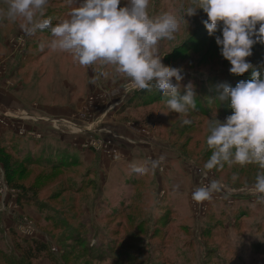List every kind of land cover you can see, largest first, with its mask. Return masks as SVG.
Segmentation results:
<instances>
[{"label": "rangeland", "instance_id": "1", "mask_svg": "<svg viewBox=\"0 0 264 264\" xmlns=\"http://www.w3.org/2000/svg\"><path fill=\"white\" fill-rule=\"evenodd\" d=\"M79 2L48 0L45 16L55 24ZM187 4L150 0L149 11L177 13ZM6 7L0 0V13ZM186 19L189 32L181 25L174 40L160 41L163 63L183 68L181 94L189 82L196 93V109L183 117L161 112L164 97L125 91L127 78L114 65H80L70 51L49 46L47 29L27 34L22 18L0 14V147L13 161L19 151L42 158L64 142L85 152L82 164L30 168L23 179H10L0 156V264H28L22 248L34 239L53 257L31 264H264V204L250 191L258 166L225 163L202 174L211 155L207 122L232 112L215 98L217 85L235 86L250 71H228L202 9ZM246 59L264 68V45ZM161 157L155 170L131 173L132 163ZM213 179L220 190L193 201L194 187Z\"/></svg>", "mask_w": 264, "mask_h": 264}, {"label": "clouds", "instance_id": "2", "mask_svg": "<svg viewBox=\"0 0 264 264\" xmlns=\"http://www.w3.org/2000/svg\"><path fill=\"white\" fill-rule=\"evenodd\" d=\"M47 4L48 0H7L0 14L13 21L22 18L20 27L27 34L47 29L52 37L49 46L70 51L80 65L96 61L114 65L115 72L127 78L125 91L154 87L166 98L168 111L161 112L183 117L196 109V93L189 82L183 85L181 94L183 68L163 63L168 51L160 52V41L174 40L181 25L188 31L186 17L202 9L207 15L202 23L214 36L220 55L230 63L228 71L236 75L250 71L251 77L235 86L226 82L217 85L215 98L227 100L232 112L223 120L215 115L207 122L206 145L211 155L202 166V174L207 177L208 170L222 168L225 163L255 164L258 169L250 191L264 204V68L257 69L246 59L255 44L264 45V0H188L177 13L165 11L159 15L150 14V0H124L123 6L121 0H80L67 18L55 24L45 16ZM181 123L191 121L184 118ZM162 159L142 165L132 163L131 173L144 175L155 170ZM231 179L235 181L237 175L234 173ZM221 186L218 180H209L194 187L191 199L208 200Z\"/></svg>", "mask_w": 264, "mask_h": 264}, {"label": "trees", "instance_id": "3", "mask_svg": "<svg viewBox=\"0 0 264 264\" xmlns=\"http://www.w3.org/2000/svg\"><path fill=\"white\" fill-rule=\"evenodd\" d=\"M145 94L149 95L152 98L154 97L162 98V96L156 92L154 87L151 90H147V89L141 90V95H145ZM140 97H145V96H140ZM21 153H22L21 151L17 152L15 156L16 161H13L8 149L4 147L2 148L0 147V156L4 162L5 168L7 169V173L10 179L12 178L11 175L15 176L17 174L18 177H20V179L21 178L23 179V177L30 168H41L42 171L43 170L55 171L61 168H68L73 163H78V164L83 163V161L80 160L82 155L81 151H79L77 148H74L72 145H69L66 142L50 145L47 148L44 157L42 158L39 157L38 159L36 158L33 159L31 157L22 158ZM17 161H19V164ZM96 164L99 165V161ZM126 181L128 183L131 182L130 178L129 180ZM19 187H21L24 190L23 184L20 183ZM22 255H23V259L26 260L28 264H31L33 260L39 259L43 255L51 256L50 247L46 242L40 239L27 241L26 245L22 248Z\"/></svg>", "mask_w": 264, "mask_h": 264}, {"label": "built area", "instance_id": "4", "mask_svg": "<svg viewBox=\"0 0 264 264\" xmlns=\"http://www.w3.org/2000/svg\"><path fill=\"white\" fill-rule=\"evenodd\" d=\"M2 193L4 192V189L1 188L0 190ZM28 228L32 227L31 224H27Z\"/></svg>", "mask_w": 264, "mask_h": 264}, {"label": "crops", "instance_id": "5", "mask_svg": "<svg viewBox=\"0 0 264 264\" xmlns=\"http://www.w3.org/2000/svg\"><path fill=\"white\" fill-rule=\"evenodd\" d=\"M82 154H84L85 152H81ZM88 157V156H87ZM107 158V157H106ZM94 159V157L93 158H91V160H93ZM99 165L101 166V160H99Z\"/></svg>", "mask_w": 264, "mask_h": 264}]
</instances>
